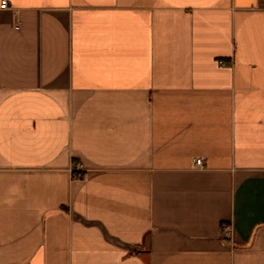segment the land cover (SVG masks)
Masks as SVG:
<instances>
[{"label": "crops", "instance_id": "1", "mask_svg": "<svg viewBox=\"0 0 264 264\" xmlns=\"http://www.w3.org/2000/svg\"><path fill=\"white\" fill-rule=\"evenodd\" d=\"M6 1L0 264H264V0Z\"/></svg>", "mask_w": 264, "mask_h": 264}, {"label": "built area", "instance_id": "2", "mask_svg": "<svg viewBox=\"0 0 264 264\" xmlns=\"http://www.w3.org/2000/svg\"><path fill=\"white\" fill-rule=\"evenodd\" d=\"M0 8L1 9L8 8V3H7L6 0H2L0 2ZM218 63H219V65H224V63L222 61H218ZM195 165L198 166V167H201V165H202V159L201 158L196 159L195 160ZM74 169H75L74 172H77L78 174L84 170L83 167H82V165L80 163H77L75 165V168ZM78 176H80V174ZM228 234H229V226H224L222 228V235L224 237H227Z\"/></svg>", "mask_w": 264, "mask_h": 264}]
</instances>
